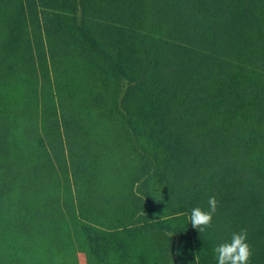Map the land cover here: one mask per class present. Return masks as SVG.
Wrapping results in <instances>:
<instances>
[{
    "label": "trees",
    "instance_id": "obj_1",
    "mask_svg": "<svg viewBox=\"0 0 264 264\" xmlns=\"http://www.w3.org/2000/svg\"><path fill=\"white\" fill-rule=\"evenodd\" d=\"M241 229L264 264V0H0V264H217Z\"/></svg>",
    "mask_w": 264,
    "mask_h": 264
},
{
    "label": "clouds",
    "instance_id": "obj_2",
    "mask_svg": "<svg viewBox=\"0 0 264 264\" xmlns=\"http://www.w3.org/2000/svg\"><path fill=\"white\" fill-rule=\"evenodd\" d=\"M207 205V210L200 207L193 208L189 217L192 227L199 232H203L212 225L213 217L218 208L216 197H209ZM247 240V231L241 229L239 232L232 233L230 240L215 246L214 254L217 264H249L252 249Z\"/></svg>",
    "mask_w": 264,
    "mask_h": 264
}]
</instances>
